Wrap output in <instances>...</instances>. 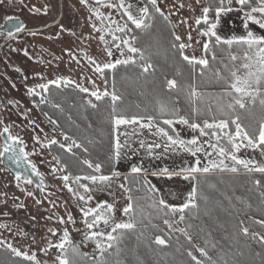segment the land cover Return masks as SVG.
Listing matches in <instances>:
<instances>
[{
  "label": "rangeland",
  "instance_id": "374dc122",
  "mask_svg": "<svg viewBox=\"0 0 264 264\" xmlns=\"http://www.w3.org/2000/svg\"><path fill=\"white\" fill-rule=\"evenodd\" d=\"M108 2L109 0H104V3ZM111 2L118 5L120 0H111ZM124 2L125 5L131 4L133 6L132 12L136 16L140 15L139 8L152 6L150 0H124ZM181 4L184 7H181ZM205 4L206 0H201L200 5H197L195 0H157V7L163 13L162 16L168 17L167 22L174 27L182 42L191 44V47L184 50L185 55L205 58L202 44L207 38L199 34L200 25L198 26L195 23V19L202 14L200 8ZM232 6L234 9L238 7L235 0H233ZM93 7L99 8V11L105 16H110V20H115L120 24L127 21V17L122 16L123 9L96 5L95 0H88L87 4L81 3V0H0V19L5 20L9 16H17L20 17L27 28L13 40L0 35V120H3L5 125H12V134L20 136L25 141V150L29 153L32 163L36 165L44 182L42 191L41 187L34 186L33 183H25L22 180L17 181L15 176L0 164V224L7 225V227L0 228V240L5 241V244H12L13 247L23 252L29 254L35 252L41 264H44V262L53 264L55 261L56 256L59 254L58 249H50L47 255L41 249L47 247L49 240L53 243L58 242L65 227L70 233L73 244L79 245L81 253H87L92 259H96L100 255L98 250L95 249L94 242H83L86 228L82 221V214L77 207L78 201L63 186V181L60 179L62 175L70 173L67 169L63 172L54 171V169H59L64 165L62 159H60L61 163L58 165L56 160L53 159L54 154L51 149L53 145L42 148L40 144L35 143L33 137L39 136L41 143L45 145L51 139L57 140L56 145L65 144L66 147L71 142L65 141L64 136L66 134L59 130L56 124L50 123L43 115L39 103L40 96L28 95L29 88H36V91L41 92V95L44 96L45 93L37 85L58 78H67L74 81L73 84H79L90 91L98 89L103 92L106 89L111 92L105 75L102 76L95 71L96 65L103 66L104 63L114 62L116 59H125L128 55L134 57V55L128 53L127 49L121 44V48L125 53L124 56H121L120 51H117L114 47L112 34L107 31L98 32L93 28V24L97 28L101 27L100 21L89 10ZM110 20L104 21L103 26L105 28L109 26L115 28ZM185 20L187 23L181 22ZM150 22V18L145 19L146 24L150 25ZM249 29L257 35H264V30L251 22H249ZM31 33L36 34L32 35ZM189 33H191V41L188 39ZM217 33L225 38L233 35H246L243 13L233 11L222 15ZM130 34V32L127 34L115 33L117 36L131 40ZM101 35L104 36V41L99 39ZM196 41H200V43H196ZM115 43H120V41H115ZM132 43L137 47L135 41H132ZM109 47L113 52L112 57H109L106 52ZM25 51L28 55L24 54ZM69 51L72 55L68 54ZM233 53L239 54L238 51ZM89 57L95 61V64L90 63ZM239 63L240 61H236L237 66ZM11 100L13 103H10ZM33 120L39 127L30 123ZM175 127L184 139L198 136V132H192L185 125L176 124ZM132 131V126H120L119 129L121 133H131ZM229 131H234V129L230 126ZM123 139L124 136H121L122 141ZM130 139L134 141L146 139L151 142L157 138L145 129L142 136H131ZM200 139L203 141L207 140L208 137H200ZM221 143L227 146L226 138ZM133 147L138 149L137 154L128 152L127 157L121 156L119 162H116L115 168V171L120 172V177L114 180L110 189L100 192L93 191L94 199L91 201L90 206L95 207L101 201L114 203L116 221H128L130 217L124 215L123 208L130 202L134 203V200L129 201L128 197L132 195L131 191L135 190V186L139 187V185L137 186L138 179L137 181L135 179L138 174H132L131 167L133 165L142 166L146 170L144 174L147 179L151 182V185L155 186L158 199L154 197L153 192H143L142 195L143 190L139 187L141 194L133 204L136 226L140 221L145 222L146 219H151L156 227L152 229L153 232L158 231L160 226H164L168 232L170 230L179 233L178 229L184 228L183 222L179 219L180 213L165 215L166 210L163 209L164 212H161L159 211L162 210L161 207L159 206L156 209L153 204L154 201L158 202L163 199L170 206L179 207L183 205L188 201V194L196 182L184 180L178 176L172 178L164 175L153 176L151 173L165 167L173 170L188 166L194 162L195 158L187 153L180 152L178 154L169 153L160 159H154L148 157L144 149H139L138 143H133ZM262 147L264 146L255 149L242 148L237 155L241 159H251L258 165H264ZM156 151L159 152L160 150ZM56 157L59 156L56 155ZM213 158H216L215 154ZM201 159L202 162H207L202 155ZM225 163L231 165L232 162L225 160ZM242 168L240 167V170ZM243 170L247 172V170ZM216 171L221 172L217 169L208 174ZM221 173H227V171ZM71 175L76 176L77 174ZM125 177L128 179L125 180ZM69 183L71 184V181ZM82 183H88L91 187L89 181H82ZM17 184H19V187H17ZM119 184H124L131 191L125 192L119 188ZM72 187L76 188L77 185L72 184ZM29 192L32 193L31 196L28 195ZM80 192L83 194L82 189H80ZM37 201L40 202L37 203ZM79 203L83 206L82 202ZM16 205H23V207L18 208ZM157 210L160 213H154ZM69 213L76 220L75 226L70 223L61 225L57 222V217H64L67 221ZM165 220L169 221L171 227L164 223ZM50 228L56 229V236L48 231ZM100 228L104 229V225L101 224ZM74 229H79V231ZM110 230V228L107 229V231ZM127 236V231H124L123 240H119L112 248L117 249L121 245L119 253H117V250H113V253L120 255L123 245H125L123 242L126 241ZM0 247H4V245ZM77 260L78 264L89 263L85 257L77 258Z\"/></svg>",
  "mask_w": 264,
  "mask_h": 264
},
{
  "label": "snow or ice",
  "instance_id": "6c2138e0",
  "mask_svg": "<svg viewBox=\"0 0 264 264\" xmlns=\"http://www.w3.org/2000/svg\"><path fill=\"white\" fill-rule=\"evenodd\" d=\"M81 3L87 4L88 0H81ZM96 5H101L107 8H120L123 9L122 16L127 17V21L123 24L118 23L115 20H110V16H105L99 11V8L93 7L89 10L94 13L96 18L100 21L101 27L97 28L93 24V28L98 32L107 31L109 34H112V39L114 42V47L117 51H120L121 56H124L125 53L121 48V44L127 49V52L130 54L139 53L140 59L143 60L144 53L141 50L134 46L132 41L136 40L135 36L131 37V40L124 39L122 36H117L115 33L127 34L132 31L129 27L130 22L137 29H145L150 25L145 23V19L149 18L148 7L139 8V16H136L132 12V5H125L124 0H120L119 4L112 3L109 0L108 3H104V0H95ZM151 5L155 8L156 12H159L161 15L160 8L157 7V0H150ZM197 5L201 4V0H195ZM237 8H233V0H207L206 4L200 8L201 16L195 19L196 25H205L202 30H200V35L206 37L202 44V49L205 54L212 52V59L216 60V54L214 49L220 47L222 50H226L229 53L228 59L231 64H226L221 61L224 69L228 72V77L225 78L221 75L220 70H216L215 76L219 80H224L227 87L217 98L215 103V108L211 103L206 104L203 111L212 114V119H204L202 123L196 122L194 119L178 115L179 109L170 108L168 105L161 104L159 106L158 112L160 117H173V118H163L162 124L157 120L156 116L147 115L141 116L138 114H133L131 116L127 115L126 109H121L118 111L116 102L121 99L120 96L116 94L115 91L109 93L106 89L103 92H100L98 89L90 91L88 88L82 87L77 84L76 87L80 92L89 93L90 96L95 97L96 101H101L104 97L110 96L112 105H111V123L113 126V136H114V152L113 155L109 157L110 161L119 162L121 156L127 157L128 152L132 154H137L138 149L133 147V143H138L139 149H144L148 157L154 159H160L162 156H165L169 153L178 154L184 152L192 156L194 162L185 167H180L178 169L170 170L165 167L157 171H153L151 174L164 175L168 178L173 176H178L188 181H195L190 193L188 194V201L183 205L176 207L170 206L165 203L163 199H160L158 202L154 201L153 206H160L161 209H167L165 215L172 213H180V221L183 222L185 219L184 212L185 209L197 208L196 198L198 194L197 186L200 184V178L205 174L213 172L215 170H220L221 172L227 171L231 173H237L240 170V167H243L247 172H259L264 174V165H258L254 160L251 159H241L237 153L241 151L242 148H257L264 146V119L259 123L258 136H255L254 133H250L247 128L241 123V116L237 113V106L239 109L244 110L246 113L251 115V109L249 106H254L259 104L260 108L264 110V35H257L254 31L249 29V22L253 25H258L261 30H264V0H235ZM184 7L183 4L180 5ZM189 7H191L189 5ZM233 11H240L243 13L244 19V28L246 29V35H233L231 37H222L217 33V28L220 23L222 15L228 14ZM214 14V18L210 16ZM165 20L168 19L167 16L164 17ZM110 20L112 25H115V28L107 27L105 28L104 21ZM182 23H187V21H181ZM8 25L12 27L9 28ZM7 30L8 39H14L15 35L22 32L25 28L23 23L19 22L16 17L9 16L6 18L3 25H0ZM35 35L36 33H31ZM174 35L175 42L173 47L177 49L179 55L184 61L192 66L193 71L197 65L201 66L200 75H204L203 69H206L209 65V60L207 58H197L196 56L185 55V49L191 47L190 43L180 42L181 37L179 35ZM101 41H104V36L99 37ZM189 41H191V33L188 35ZM115 41H120V43H115ZM105 43H107L105 41ZM200 43V41H196ZM238 49L239 54L232 52L233 47ZM107 55L109 57L113 56L112 49L109 47L106 49ZM28 55L27 51L24 53ZM69 55H72L69 51ZM75 58V57H73ZM90 63L95 64V61L91 57L88 58ZM236 61H240L239 65H236ZM135 59L132 55H128L125 59H116L114 62L104 63L103 66L97 64L95 71L104 75L105 69L115 70L117 65H129L135 64ZM151 65L148 64L144 67V71H148ZM19 71V69H17ZM43 78V77H41ZM61 83L68 85L75 83L67 78H58L55 80L48 81L47 83H41L37 85L43 93L49 91L50 85H55L57 88L60 87ZM169 89H174L177 87L175 80L167 81ZM115 84L113 83V88ZM28 95L30 96H40L39 103H46V97L41 95V92H37L36 88H29ZM188 96L190 101L193 104L192 113L193 116H200L202 114V109L197 105V102L204 99L205 94L199 92L194 85L189 86ZM223 97H231V102L224 104L220 100ZM11 103V101H10ZM87 103L91 107L96 108L97 105L88 100ZM59 107V105H54ZM47 116V113H44ZM49 122L53 125L56 124V121L48 117ZM33 125H36V122L30 121ZM185 125L192 132H198V136H193L191 139H184L181 137L180 132L176 129L175 125ZM120 126H132L133 131L131 133H121L119 132ZM230 126H234V131H229ZM0 138L3 139L2 148H0V158L7 155L8 160L15 164L17 167L21 166L22 163H27L28 167L31 169L33 175L40 176V187L43 191V177L40 172L37 170L36 165L31 162L29 159V153L25 150L26 145L25 141L18 135L12 134V125H5L3 120H0ZM39 127V125H36ZM147 130L152 136L156 137V140L148 142L146 139H139L134 141L130 139L131 136H142L144 130ZM43 131V129H41ZM5 134H7L5 136ZM121 136H124L123 141ZM200 137H208L207 140H201ZM226 138L225 144L221 143L222 140ZM65 141L71 140V137L65 135ZM33 140L36 144L46 147L57 144V140L51 139L47 141V144H42L39 136H34ZM91 143V141L89 142ZM206 145V146H205ZM73 147L79 148L80 144H77L74 140L70 144L65 146V144H60L61 149H66L68 152H72ZM211 149V151H209ZM156 150H160L157 152ZM85 152L88 151L87 148L84 149ZM262 154H264V147L261 148ZM215 154L216 158H213ZM201 155L206 158L207 162H202ZM57 164L61 163L60 158L54 156ZM225 160H230L231 165L225 163ZM3 163V160L0 159V164ZM83 164L87 165L88 168L93 169L94 173L97 174H86V175H76L72 176L71 174H65L60 177L63 181V186L72 193L74 199L78 201L77 207L79 208L80 213L82 214V221L85 225L86 231L84 233V241H92L95 243V249L98 250L100 254V264H108L107 260L104 259V254L108 252L109 249H112L114 245L122 239L125 230H134L136 228V223L134 220V205L133 203H128L126 207L123 208V213L126 216H129L128 221L117 222L115 218L116 207L114 203H108L107 201L98 202L95 207L90 206L91 201L94 199L92 193L93 191L100 192L106 189H110L114 180L120 177V172L112 170L109 175L102 174L101 169L102 165L100 163L93 164L89 160H83ZM240 166V167H238ZM67 165H63L59 169H54V171H65ZM132 174H141L146 173V170L142 166L133 165L131 167ZM15 179L17 181H23L25 183H32V180L23 175L21 172L15 174ZM125 180L128 178L125 177ZM71 181V184L69 183ZM82 181H89L91 187L88 183H82ZM254 183L257 186L261 185L260 180H255ZM72 184H76L77 187L73 188ZM144 186L147 187L149 192H155V186L151 185V182L147 180L145 175ZM119 188L123 189L125 192H130L131 189L126 188L124 184H119ZM19 187V184H17ZM80 189L83 190V194L80 192ZM23 191V189H21ZM29 196L32 195L31 192L28 193ZM264 196V193H261ZM129 201L132 200V197H128ZM40 201H37L39 203ZM79 202H82L83 206ZM16 207H23V205H16ZM7 215V213H5ZM51 219V217H49ZM57 222L61 225L70 223L73 226L76 224V220L73 218L71 213L67 216V221L64 217H57ZM165 224H168L171 227V224L168 220L164 221ZM242 223V222H241ZM262 226H264V220L258 221ZM104 225V229L100 228V225ZM7 227V225L0 224V228ZM111 229L107 231V229ZM79 231V229H74ZM182 232L189 241L192 237L188 235L185 229H178ZM53 236L57 235L56 229L50 228L48 230ZM240 231L244 236H249V229L247 227H242ZM116 233V235H114ZM252 239H257L258 242L264 245V235L259 233H251ZM155 243L158 245H164L166 241L161 237L157 236L155 238ZM0 245H4L8 252H10L15 257H21L24 261H28L29 264H41V261L37 258L35 252H23L20 249L13 247L12 244H5V241L0 240ZM215 247V245H213ZM52 248L58 249L59 254L56 256L53 264H78L77 258L86 257L87 253H81L79 251V245L73 244V241L70 237V233L65 227L63 229L62 236L59 241L53 243L51 240L48 241L47 247L41 249L48 254V251ZM119 253V248L116 249ZM200 252V255L207 257L209 264H216L215 261L208 255V252L204 248L197 249ZM188 255L195 261V264H203V262L197 259L192 252H188ZM0 264H7L6 261L0 260ZM47 264V262H44ZM119 264V262H118Z\"/></svg>",
  "mask_w": 264,
  "mask_h": 264
},
{
  "label": "trees",
  "instance_id": "16d2710c",
  "mask_svg": "<svg viewBox=\"0 0 264 264\" xmlns=\"http://www.w3.org/2000/svg\"><path fill=\"white\" fill-rule=\"evenodd\" d=\"M148 7L151 20L149 27L137 29L134 25H129L132 29L130 36L136 37V46L144 53L145 58L141 60L139 53H136L133 54L135 64L117 65L115 70H104L111 92L115 91L121 97L116 102L118 111L126 109L129 116L153 115L161 126H164L163 118H173L159 116V106L165 104L170 108L179 109L178 115L194 119L198 123H202L204 119L211 121L212 114L203 110L209 103L215 108L217 98L227 87L224 80L217 79L215 72L220 70L222 76L228 77V72L221 63L223 61L231 64L228 51L216 47V60L212 59V52L205 54L209 65L203 69L204 75L201 76V66L197 65L193 71L192 66L184 61L172 46L175 42L173 33L177 35L174 27L156 12L155 8ZM210 16L214 18V14ZM204 27L206 26L202 23L201 30ZM234 51H238L235 46L232 49V52ZM148 64L151 67L145 72L144 67ZM169 80H175L177 87L169 89ZM190 85L205 94L204 99L196 105L202 109L200 116H193L192 113L193 104L188 96ZM44 96L47 102L40 103L43 115L47 113V116L44 115L47 119L50 117L56 121L57 128L71 137L70 142L74 140L81 145L79 148L73 147L72 152L61 149L60 145L51 146L54 156L58 155L62 163L67 165L68 173L97 174L83 164V160H89L93 164L100 163L101 172L105 175L115 170L116 162L109 160L114 152L110 96L96 101L89 93L80 92L73 83H61L59 88L51 85ZM88 100H92L97 107H91L87 103ZM229 100L231 97H223L220 102L227 104ZM249 107L251 115L238 106L236 111L247 130L258 136L264 110L259 104ZM231 127L234 129V126ZM85 148L88 149L87 152L84 151ZM243 169L237 173L216 171L200 178L196 198L198 207L185 209L184 212L183 229L192 237L191 241L182 232H168L164 226L153 232L152 229L156 227L151 219H146L145 222L140 221L134 230H125L128 236L123 242L125 245L120 255L113 253L116 248L109 249L108 253L104 254V259L108 264H195L188 255V252H192L203 264H209L207 257L201 256L197 250L204 248L216 264H264V245L258 242V238H251V233L264 235V226L258 223L264 220V196L261 195L264 193V174L245 172ZM144 178V173L135 176L136 181L138 179L137 186L143 190L142 195L148 191L143 184ZM255 180H260L261 185L257 186ZM139 187L135 186V190L131 191L133 204L141 194ZM153 193L157 198V192ZM150 195L152 196V193ZM155 208L158 209L159 206ZM159 211L154 213H160ZM242 227L249 229V236L243 235L240 231ZM157 236L166 243L156 244ZM120 246L117 248L120 249ZM0 249V260L6 261L7 264H29L23 258L13 256L5 246ZM129 252L131 254L127 255ZM85 258L89 262L87 264H100V255L96 259L88 255Z\"/></svg>",
  "mask_w": 264,
  "mask_h": 264
},
{
  "label": "flooded vegetation",
  "instance_id": "af4514ba",
  "mask_svg": "<svg viewBox=\"0 0 264 264\" xmlns=\"http://www.w3.org/2000/svg\"><path fill=\"white\" fill-rule=\"evenodd\" d=\"M60 4H61V2H60ZM12 17H16L18 20H21L20 17H17V16H12ZM5 20H1L0 19V25H3L4 22H5ZM24 26H25L24 30L22 32L16 34L14 39H16L18 36H20L27 29L25 23H24ZM8 27L11 28L12 26L11 25H8ZM0 35L7 36V30L5 28H3V27H0ZM9 40H13V39H9ZM11 102H12V100H11ZM0 131H2V127H0ZM6 135L7 134H5V136ZM2 144H3V139L0 138V148H2ZM0 159L3 160V163L1 164V166H3L5 169H7L14 176H15V173H17V172H21L25 176L33 175L32 172H31V169L28 167V164L27 163H22L21 166L17 167L15 164L11 163L8 160L7 155H5L4 157H2ZM29 159H30V157H29ZM31 162H32V160H31ZM4 163H6L8 166H6ZM13 170L15 171V173H14ZM34 177H35V180L36 181L40 182L39 181V179H41L40 176L34 175ZM30 179L32 180V183L34 184V186H36L35 183H34V180L32 178H30Z\"/></svg>",
  "mask_w": 264,
  "mask_h": 264
},
{
  "label": "water",
  "instance_id": "95a60500",
  "mask_svg": "<svg viewBox=\"0 0 264 264\" xmlns=\"http://www.w3.org/2000/svg\"><path fill=\"white\" fill-rule=\"evenodd\" d=\"M19 22H21V23H23V25H24V22L23 21H21V20H18ZM6 166H8L6 163H4ZM14 171V170H13ZM14 173H15V171H14ZM16 174V173H15ZM29 178H32L33 180H34V183H35V185L36 186H38V187H40L39 185H40V182H38V181H36L35 180V177H34V175H29L28 176ZM23 180V179H22ZM39 181H40V179H39Z\"/></svg>",
  "mask_w": 264,
  "mask_h": 264
}]
</instances>
